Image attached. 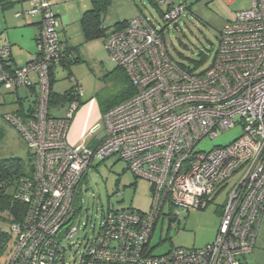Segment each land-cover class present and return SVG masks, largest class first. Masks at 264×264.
Listing matches in <instances>:
<instances>
[{"label":"built area","instance_id":"obj_1","mask_svg":"<svg viewBox=\"0 0 264 264\" xmlns=\"http://www.w3.org/2000/svg\"><path fill=\"white\" fill-rule=\"evenodd\" d=\"M54 2L30 0L29 9L15 15L41 18L36 54L24 66L9 67L10 48L0 45V94L20 88L36 92L33 111L24 118L3 116L32 164L31 173L12 187L26 214L13 225L15 247L6 264H67L87 172L95 161L112 156L134 177L149 182L151 210L140 215L112 205L97 230L85 237L78 264H243L254 249L264 211V0H250L223 27L203 71H187L167 54L161 32L181 17L183 5L158 0L165 6L162 31L137 16L109 34L105 51L128 75L134 95L108 110L102 124L88 130L87 142L75 145L67 133L77 99L83 97L81 86L74 87L77 99L62 117L49 115L51 70L64 56L50 9ZM237 126L241 136L233 143L196 151L204 138ZM233 180L210 244L171 248L157 256L145 252L158 222L171 219L163 215L166 208L179 221L181 212L204 210Z\"/></svg>","mask_w":264,"mask_h":264},{"label":"rangeland","instance_id":"obj_2","mask_svg":"<svg viewBox=\"0 0 264 264\" xmlns=\"http://www.w3.org/2000/svg\"><path fill=\"white\" fill-rule=\"evenodd\" d=\"M27 1L21 0L17 4L21 3L26 9ZM168 3L183 5L186 8L176 23L163 29L162 37L169 55L175 61L186 65L193 66L194 62L200 63L197 69L203 71L212 62L220 31L235 19L237 12L249 7L250 0H165V5ZM61 5H64L65 10H60L62 13L60 15H67L69 18V25L65 27L66 36L74 45L81 44L79 54L84 61L70 67L71 75L80 83L83 92L67 133V141L75 145L85 143L89 139V131L85 132L83 138L78 137L91 98L95 101L91 116L92 125L102 124L103 113L99 108V100L109 102L115 99L124 86L115 74H110L115 65L105 51L103 38L85 41L82 36L79 18L81 13L86 11L84 6L89 7V0H67L57 4L58 7ZM164 8L165 6H160V9L164 10ZM18 11L21 10L17 5L5 11L0 9V45H11L16 62L23 63L27 54L33 56L37 45L29 32L34 27H21V22L14 18V13ZM140 15L149 18L160 28L164 27L160 14L148 0H111L103 15L102 24L110 31L116 21L129 20ZM54 76L52 91L61 95L71 86L68 70L56 69ZM19 94L23 99L24 107H27L33 97L24 89H21ZM15 100V94L6 95L4 99L0 96V128L3 130L0 139V160L19 158L27 162L29 160L27 149L17 133L3 121V116L15 108ZM66 111V103L60 100L51 102L50 116L62 117ZM240 136L241 129L238 126L232 130H225L214 139L204 138L197 145L196 151L207 153L228 146ZM233 182L234 180L228 183L204 210H190L187 214L181 212L178 218L180 224H170L169 219L160 220L151 241V245L156 247L153 254L160 255L171 247L201 249L210 244L217 232L218 214L225 204L226 194ZM149 187L147 180L135 178L124 162L116 156L95 161L87 172L78 198L79 212L75 218L78 231L70 245L71 250L66 253V261L76 260V263H79L78 255L82 251L85 237L90 238L92 232L97 230L101 215L112 205L115 209L131 208L142 213L149 212L152 202ZM168 213L172 219L173 212L166 208L163 215L168 217ZM253 251L252 254L247 255L248 262L264 264V211L257 229Z\"/></svg>","mask_w":264,"mask_h":264},{"label":"trees","instance_id":"obj_3","mask_svg":"<svg viewBox=\"0 0 264 264\" xmlns=\"http://www.w3.org/2000/svg\"><path fill=\"white\" fill-rule=\"evenodd\" d=\"M89 2H90L89 8L82 14L81 19H80V26H81L82 34L84 36L85 41H89L91 39H102L103 38V45H104L105 38L109 35L110 32L108 33V29L106 27H103L102 18H103V15L105 14L106 10L109 7L111 0H89ZM148 2L156 9V11L160 14V17H162L165 10L160 9V6L158 5V0H148ZM54 4H55V2H54ZM54 4L50 8L51 11H52V7L54 6ZM168 4L173 5L171 3H168ZM175 6H178V5H175ZM140 16L145 17L143 15H140ZM145 18H147V17H145ZM127 22L128 21L125 20V21L118 22V23L114 24L113 25V28H114L113 32H116V31L122 29L126 25ZM162 28L163 27L159 28V31ZM57 31H58V29H57ZM58 33H59V31H58ZM60 44H61V41H60ZM78 50H79V46H75V47H72V48L67 49L65 51V50H63L62 45H61V51H62L64 56H63L62 61H60V63L58 65L53 66V69L55 67L60 66L62 69L68 70V75H69L68 79H69V82L71 83V86L69 89H67L61 95L54 93L52 91V84L54 82V80L52 79V77H53V74H52L53 69H52L51 70V76L52 77H51L50 82H51V91H52L51 92L52 93L51 94V102L53 101V103L55 101L57 102V100H60L61 102L68 104L69 102L77 99L76 98L77 96L74 95V87L75 86H81V85L71 75L70 67L77 65V64L84 63V61H83L82 57L80 56ZM35 54H36V52H35ZM167 54L169 55L168 50H167ZM29 60H30V58H29ZM172 60H174V59L172 58ZM175 62L177 64H179L182 68H184L185 70L190 71V72L198 70L197 65L200 64V63L194 62L193 66H191V65H186V64L181 63V62H177V61H175ZM110 74H115V77L119 81H121V83L123 84L124 87L122 89V92L115 99H111L109 102L108 101L101 102L99 100V102H100L99 108H100L101 112L103 113V115L108 110H110L113 107L119 105L120 103L126 101L127 99L131 98L134 95V89L132 88V86L130 84L128 75L126 74V72L123 69H120V68L115 66L113 72H111ZM22 89L28 90L29 88H22ZM29 90L32 91L33 89H29ZM52 98H53V100H52ZM77 100L80 103V99H77ZM50 106H51V104H50ZM31 111H33V108L29 112H31ZM12 114H16L17 116H21L22 118H24L26 113L24 114V112L20 109L16 112H13ZM27 114H28V112H27ZM2 135H3V130L0 128V139H1ZM89 142H90V144H92L94 142V140H90ZM31 171H32V164H31L30 157H29V160L27 162H23L19 158H9V159L0 160V264H6L7 263L9 256L11 255V252L13 251V249L15 247V235L12 233L13 225L14 224H20L23 221L25 214H26V206L13 197L12 187H13L14 183H16L18 177H20L22 175H29L31 173ZM151 206H152V202H151ZM151 206H150V208H151ZM113 209L114 210L130 211V212L137 213L140 215L149 213V212L142 213V212H139V211L131 209V208L130 209H115L113 207ZM185 214H187V213H185ZM103 215L104 214L101 215V217H100L101 219H102ZM101 219H100V221H101ZM169 223L170 224L177 223V225H178L179 221L172 218V219H169ZM99 224H100V222H99ZM155 229H156V227L154 228V231H155ZM153 233L151 234L150 239L148 240V242L145 245V252H147L151 256H157V255L153 254L155 248H153V246L151 245V238L153 236ZM172 248H176V247H172ZM170 250H168L167 252H169ZM66 262H67V264H74V263L76 264V262L70 261V260H68Z\"/></svg>","mask_w":264,"mask_h":264},{"label":"crops","instance_id":"obj_4","mask_svg":"<svg viewBox=\"0 0 264 264\" xmlns=\"http://www.w3.org/2000/svg\"><path fill=\"white\" fill-rule=\"evenodd\" d=\"M19 1H21V0H0V9L2 11H5V10H7L9 8H12L14 5H17V7L21 11H18L16 13H14V15H13L14 18L16 20H19L18 22H21L20 23L21 24V27H31V26L34 27L31 30H29V32L31 33V37L34 39V41H36V36H37L38 30H39L41 18H40L39 15L33 16V17L23 16V15L20 16V17H16L15 16L16 14H18V13H22L23 14V12H25V11H27L29 9V1L30 0L27 1V8L26 9L23 8V5H21V3L20 4H17V3H19ZM61 1L66 2L67 0H55V4L52 7V12L54 13V15L56 16V19L58 21V31H59V35H60V41H61L62 48H63V50L66 51L67 49H70L72 47L81 46V44L74 45L73 43L70 42L69 37L66 36L67 33H66L65 27L69 25L68 24L69 18H68L67 15H60V14H62L61 11H64L65 10L64 9V5H61L60 7L57 6V4H60ZM86 5H88V4H86ZM86 5L84 6V10H87L89 8V7L87 8ZM84 12L85 11H83L81 13L80 18H79V21H80L81 16H82V14ZM129 20H131V19H129ZM129 20H127V21H129ZM122 21H125V20H122ZM122 21H116L114 24H116L118 22H122ZM113 29L114 28L112 26V28L108 32L112 33L113 32ZM8 46L10 48V54H9V58H8V65L12 69H16V68H20V67L24 66L29 61V58L32 57V56H30L31 54H29V55L27 54V56H26L25 60L23 61V63H17L16 60H15L14 55L12 54V46L11 45H8ZM79 50H80V48H79ZM34 52H36V51H34ZM34 55H35V53L33 54V56ZM56 69L61 70L62 68L60 66H58V67H55L52 70V74H53L52 79L53 80H55L54 72L56 71ZM30 77H31V80L33 81V83H36V77L34 75H31ZM36 88L37 87L35 86V90H37ZM21 89L22 88L17 89V90H15L13 92H3V93L0 94V96H2L3 99H4V96H6V95L15 94V97H16L15 103H16V105H15V108L12 109V111L9 112V113H13V112H16V111H18V110L21 109L24 112V114H25L27 112L29 113V111L32 110V108H34V96H35L36 92L34 90L31 91L29 89L28 90L27 89H24L25 92H28L30 94V96L33 97L32 102L31 103L29 102L28 106L27 107H24L23 99H22V97H20L21 95L19 94V91ZM94 107H95V101L93 99H91L90 102L88 103V106L86 108V113L84 115V119L82 120V123H81V132H80L79 137H78L79 139L83 138V136L86 134L85 132H87L88 130H90V128L95 125V124L92 125V122H91V116H92V111L94 110ZM218 216H219V222H220L221 210H220ZM179 224H180V222H179ZM218 226H219V223H218ZM153 235H154V233H153ZM152 238H153V236H152ZM152 238H151V241H152ZM161 243L162 242L160 241L159 244H161ZM153 248H156V247H153ZM166 252H164V253H166ZM164 253H161V254H164ZM252 253H254V251ZM243 264H250V261L248 262L247 257L245 258Z\"/></svg>","mask_w":264,"mask_h":264},{"label":"bare ground","instance_id":"obj_5","mask_svg":"<svg viewBox=\"0 0 264 264\" xmlns=\"http://www.w3.org/2000/svg\"><path fill=\"white\" fill-rule=\"evenodd\" d=\"M111 34V33H110Z\"/></svg>","mask_w":264,"mask_h":264},{"label":"clouds","instance_id":"obj_6","mask_svg":"<svg viewBox=\"0 0 264 264\" xmlns=\"http://www.w3.org/2000/svg\"><path fill=\"white\" fill-rule=\"evenodd\" d=\"M218 229V228H217Z\"/></svg>","mask_w":264,"mask_h":264}]
</instances>
